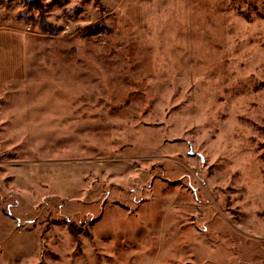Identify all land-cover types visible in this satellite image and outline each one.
I'll use <instances>...</instances> for the list:
<instances>
[{
	"label": "rangeland",
	"instance_id": "1",
	"mask_svg": "<svg viewBox=\"0 0 264 264\" xmlns=\"http://www.w3.org/2000/svg\"><path fill=\"white\" fill-rule=\"evenodd\" d=\"M37 1L57 35L0 4V264H264V0Z\"/></svg>",
	"mask_w": 264,
	"mask_h": 264
},
{
	"label": "crops",
	"instance_id": "2",
	"mask_svg": "<svg viewBox=\"0 0 264 264\" xmlns=\"http://www.w3.org/2000/svg\"><path fill=\"white\" fill-rule=\"evenodd\" d=\"M27 77L26 37L11 29H0V92Z\"/></svg>",
	"mask_w": 264,
	"mask_h": 264
},
{
	"label": "trees",
	"instance_id": "3",
	"mask_svg": "<svg viewBox=\"0 0 264 264\" xmlns=\"http://www.w3.org/2000/svg\"><path fill=\"white\" fill-rule=\"evenodd\" d=\"M15 0H5V1H0V4H6L5 6H11L12 3H14ZM27 7H25L24 12L25 14H29L31 12H33V9H38L40 11V18L37 19V22L39 23L41 29L48 33L49 35H57L58 32L60 31L59 28H57L56 26H53L51 23H49L46 18V15L43 13V10L45 9V6L42 5L41 1H37V0H25ZM98 4L100 6V13L105 12V7L103 6L101 0H98ZM79 8V7H78ZM81 8V7H80ZM81 9H74L75 12H80ZM70 11H66V13H68ZM36 21V20H35ZM105 18L100 17V19L93 23L88 25L87 27L83 28L80 30V32H82L83 34H85L86 36H94V35H98L100 33H107L109 31V29L107 28V25L105 24ZM70 228V232L71 234L74 236L75 240L78 241V235L77 233H75V231L73 230V228L71 226H69ZM78 243V242H77Z\"/></svg>",
	"mask_w": 264,
	"mask_h": 264
}]
</instances>
